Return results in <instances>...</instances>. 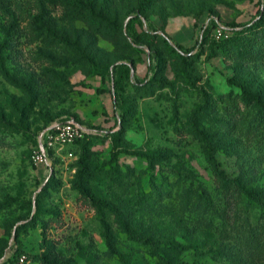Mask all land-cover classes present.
<instances>
[{
    "label": "rangeland",
    "instance_id": "1",
    "mask_svg": "<svg viewBox=\"0 0 264 264\" xmlns=\"http://www.w3.org/2000/svg\"><path fill=\"white\" fill-rule=\"evenodd\" d=\"M245 92L264 102V0H0V264H264ZM66 116L102 135L36 163Z\"/></svg>",
    "mask_w": 264,
    "mask_h": 264
},
{
    "label": "built area",
    "instance_id": "2",
    "mask_svg": "<svg viewBox=\"0 0 264 264\" xmlns=\"http://www.w3.org/2000/svg\"><path fill=\"white\" fill-rule=\"evenodd\" d=\"M226 32L225 27L218 28V36ZM98 134L96 130L80 123L75 118H65L53 122L47 127L39 138V150L34 156L36 163H47L50 154H60L65 151L67 145H75L78 141ZM27 258L21 256L18 264H26Z\"/></svg>",
    "mask_w": 264,
    "mask_h": 264
},
{
    "label": "trees",
    "instance_id": "3",
    "mask_svg": "<svg viewBox=\"0 0 264 264\" xmlns=\"http://www.w3.org/2000/svg\"><path fill=\"white\" fill-rule=\"evenodd\" d=\"M80 4L83 7H85V8H90L91 7L90 3L87 2V1H81ZM218 27H219V24H218L217 21H213L210 26L206 27L204 33L202 34V41H204L205 39H207L210 36V32H211V30L213 28L215 29V28H218ZM255 29H257L256 24H253L251 26H243L241 30H236V28H232L231 30H234L237 35H248L249 33L254 32ZM135 43L137 44V43H139V41L135 39ZM190 50L189 49H185L182 45H177V47L175 48L176 53L181 58L187 57L189 55V52H191ZM152 58L156 59L155 54L151 55V59ZM130 71H131V69L126 67L127 75H130ZM245 97L249 98V99L254 98L256 100V102H257V106L260 109L264 110V102L261 99H259L257 96L250 95V94L245 92ZM70 117L75 118L77 121H79L80 123L86 125L87 127L98 131L96 129V127H93L92 125H89L88 123L84 122L83 120H81V119H79L78 117H75V116H66V117H62L60 119H56V120L52 121L51 123H49L44 129L49 127L53 122H55L57 120H62V119H65V118H70ZM100 135H102V134H95V135H92V136H87L86 138L78 141L75 145H83L90 138H93V137H96V136H100ZM209 159L213 163V167H214L215 172L219 176L222 177L224 175L223 169H222V165H221L220 161L217 159L216 155L214 154L213 149H211V151H210ZM80 190L83 193V195L85 196V198H87L89 200L90 204L94 208L99 209V210H101L102 208H106V209H108V210H110V211H112L114 213H118V209L110 201L105 200V199L97 198L95 196V194L90 189H87V188H84V187H80ZM251 195H253V193H251ZM119 215L120 214H118V216ZM137 239L140 240L144 244H150L152 242V240L144 239L142 237H137ZM158 257H160V258L165 260V257L162 254H160V253H158Z\"/></svg>",
    "mask_w": 264,
    "mask_h": 264
}]
</instances>
